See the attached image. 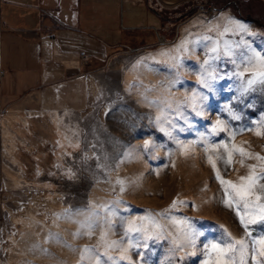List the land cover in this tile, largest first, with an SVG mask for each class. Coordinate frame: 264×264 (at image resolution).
<instances>
[{"label":"rangeland","instance_id":"1","mask_svg":"<svg viewBox=\"0 0 264 264\" xmlns=\"http://www.w3.org/2000/svg\"><path fill=\"white\" fill-rule=\"evenodd\" d=\"M80 1L108 52L0 111V264H264V0Z\"/></svg>","mask_w":264,"mask_h":264},{"label":"crops","instance_id":"2","mask_svg":"<svg viewBox=\"0 0 264 264\" xmlns=\"http://www.w3.org/2000/svg\"><path fill=\"white\" fill-rule=\"evenodd\" d=\"M104 2L118 17V1L104 0L101 4ZM124 2L133 7L131 0ZM84 3L80 0H0V111L23 93L36 94L50 85L47 88L52 92L48 94H53L59 86L71 87L75 82H83L89 61L100 60L108 52L102 49L100 36L86 31L88 26L98 29L87 19L90 15L87 13L98 10L91 6L83 14L85 10L79 5ZM135 27L128 23L126 28ZM100 28L105 31L103 26ZM62 96L58 98L67 105L86 100L81 90ZM51 100L55 97L47 98L48 102Z\"/></svg>","mask_w":264,"mask_h":264},{"label":"snow or ice","instance_id":"3","mask_svg":"<svg viewBox=\"0 0 264 264\" xmlns=\"http://www.w3.org/2000/svg\"><path fill=\"white\" fill-rule=\"evenodd\" d=\"M230 23H234V24L237 25L238 28L247 31V27L245 25H243V24H239L236 21H230ZM213 51H215V49H213ZM227 54L230 55L231 53L229 52ZM254 56H255L256 60L258 61L259 71L255 72L253 74V78L249 79L247 81V87L244 89V91H248V90L252 89V86L254 84H257V83H259L261 85H264V57H262L259 53H254ZM241 75H243V73H241ZM209 78L214 79L215 77L210 76ZM199 83L203 84L205 87H209L210 86L208 84L207 79H205L204 77H202L200 79ZM234 118L239 119V116H235ZM217 125L219 127L220 125H222V122L218 121ZM215 130L216 129H214V131ZM257 134L259 135V134H262V133H257ZM239 151L241 152V154H244V150L243 149H239ZM258 158L259 159H264V157H258ZM230 161H231V155H229L228 162H230ZM213 166L215 167L214 163H213ZM217 175L219 176V173H217ZM241 180L242 181H246L247 183H242L240 185H236L232 181L224 180L223 178H221V183L231 186L233 192L235 193V197L238 198V200H240V201H244V207H245V209H248L249 208V198L251 196L255 195L253 190H254V187H255V184H256V180H255V177H253V176L241 177ZM119 183L122 184L123 181H119ZM261 187L264 188V185H262ZM226 191H227V189H226ZM232 199L233 198L230 196L228 200L224 201V203H225V205L227 207H230V208L232 207ZM260 199H262V197L257 195L256 196V200L259 201ZM173 206H175V205H173ZM257 207L259 208L260 213H261L260 218L264 219V204H258ZM237 215L240 218L241 224L245 228L248 227V224L255 222V220L252 219V218L246 219L245 215L241 214L239 211H237ZM229 235H231V234L229 233ZM257 243L260 245V248H259V251H258V255L264 256V240L258 241ZM235 244L241 245L242 246V251L244 250V241L243 240H235ZM211 247H212L213 250L220 249V245H218V244H213ZM231 247L232 246L230 245L229 249H231ZM221 251H224V250H221Z\"/></svg>","mask_w":264,"mask_h":264},{"label":"trees","instance_id":"4","mask_svg":"<svg viewBox=\"0 0 264 264\" xmlns=\"http://www.w3.org/2000/svg\"><path fill=\"white\" fill-rule=\"evenodd\" d=\"M232 1H234V0H231V2H232ZM231 2H228V3H231ZM226 4H227V3H226ZM226 4H224V6H225ZM214 6L216 7V9H222V8H223V7H219V6H216V5H214ZM250 19H251V20H256V19H255L253 16H251V15H250ZM257 22H258L260 25H264L263 22H262V23L259 22V21H257Z\"/></svg>","mask_w":264,"mask_h":264},{"label":"water","instance_id":"5","mask_svg":"<svg viewBox=\"0 0 264 264\" xmlns=\"http://www.w3.org/2000/svg\"><path fill=\"white\" fill-rule=\"evenodd\" d=\"M213 7H215L214 5H213ZM216 8V7H215ZM246 19L248 20L249 19V17H246Z\"/></svg>","mask_w":264,"mask_h":264}]
</instances>
